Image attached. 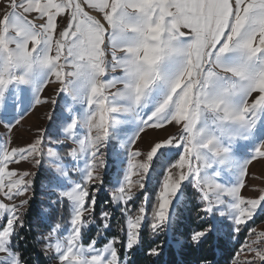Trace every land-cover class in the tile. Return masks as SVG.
<instances>
[{"label":"rangeland","instance_id":"obj_1","mask_svg":"<svg viewBox=\"0 0 264 264\" xmlns=\"http://www.w3.org/2000/svg\"><path fill=\"white\" fill-rule=\"evenodd\" d=\"M155 1L21 0L20 11L0 0V263L18 264L10 237L42 172L43 200L72 207L68 228L47 239L54 264H127L112 240L84 243L89 188L108 185L125 206L168 163L158 225L187 183L209 218L235 230L264 212V9L233 22L190 14L187 33ZM138 213L126 219L128 252ZM263 262L264 223L234 264Z\"/></svg>","mask_w":264,"mask_h":264},{"label":"trees","instance_id":"obj_2","mask_svg":"<svg viewBox=\"0 0 264 264\" xmlns=\"http://www.w3.org/2000/svg\"><path fill=\"white\" fill-rule=\"evenodd\" d=\"M166 165L162 169L154 168L148 187L125 206L116 204L106 191L108 185L103 184L97 196L94 194L97 188L90 187L85 211L93 206L91 215L83 217L88 224L82 231L84 243L97 241L101 246L112 240L119 260L127 264H234L251 231L264 223V212L235 230L228 221L215 222L209 218L202 210L201 189L187 183L181 190V203L175 206L168 224L158 225L161 190L170 170ZM45 176L42 172L34 179L35 198L21 214L10 237V250L18 264H54L46 251L47 239L54 230H66L72 219L67 198L56 195L52 197L54 203L43 200L49 195L41 189ZM142 207L144 222L138 242L128 252L124 247L126 219L137 217Z\"/></svg>","mask_w":264,"mask_h":264},{"label":"crops","instance_id":"obj_3","mask_svg":"<svg viewBox=\"0 0 264 264\" xmlns=\"http://www.w3.org/2000/svg\"><path fill=\"white\" fill-rule=\"evenodd\" d=\"M16 1L17 3L21 2V0H16ZM150 2L152 3V5L154 4L155 7L157 6L155 0H150ZM162 3L164 6L167 4L171 5V8L170 7L168 8V12L170 10L169 13L174 14L176 16L180 15L179 20L181 21L180 22L181 28L187 33L189 32L188 22H189L190 14H194V15H205V14L207 15L208 14L207 16H212V14H218V16L225 15L224 17L223 16L222 17L225 18L226 22H228L227 17L232 13V22H233L235 16L240 15L241 13L246 14L247 12H249L250 9L246 11L247 8L260 7L261 10L264 9V0H162ZM205 3H212V7L206 6ZM189 4H191V7ZM19 6L20 7L18 8L21 11V7H23L22 2L19 3ZM200 7H205V8L201 11ZM206 8H208L207 11H205ZM132 13H133V16L134 14H137V15L139 14L137 11H134ZM149 14L151 15V13ZM222 17H221L220 23H222L223 21ZM206 23L209 24V19L206 20ZM192 30L198 31L197 28H193Z\"/></svg>","mask_w":264,"mask_h":264}]
</instances>
